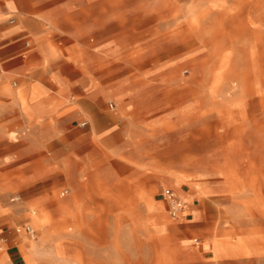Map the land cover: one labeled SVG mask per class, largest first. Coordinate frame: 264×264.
I'll return each instance as SVG.
<instances>
[{
	"label": "rangeland",
	"instance_id": "1",
	"mask_svg": "<svg viewBox=\"0 0 264 264\" xmlns=\"http://www.w3.org/2000/svg\"><path fill=\"white\" fill-rule=\"evenodd\" d=\"M68 2L66 14L87 43L57 49L59 86L46 83L88 88L91 77L92 88L107 94L101 110L120 116L127 102L116 95L129 91L122 115L141 137L126 142L113 132L108 140L149 157L155 170L144 179L157 186L152 201L127 189L126 167L109 173L117 166L105 142L93 138L109 121L85 102L95 119L61 123L53 142L28 144L33 182L21 191L45 196L16 230H36L26 235L42 243V264H264V0ZM29 76L15 74L9 86L20 89ZM41 153L58 160L31 158ZM51 163L56 171L40 173ZM174 167L187 174L170 171L177 184L164 173ZM97 172L100 183L92 179ZM80 184L94 188L85 192ZM166 188L184 206L176 219L161 195ZM185 202L195 203L188 218L181 217ZM221 233L226 241L217 239Z\"/></svg>",
	"mask_w": 264,
	"mask_h": 264
},
{
	"label": "crops",
	"instance_id": "2",
	"mask_svg": "<svg viewBox=\"0 0 264 264\" xmlns=\"http://www.w3.org/2000/svg\"><path fill=\"white\" fill-rule=\"evenodd\" d=\"M68 3V0H0V264H42V243L30 239V234L25 229L30 224L24 226L25 234L19 228L16 230L18 225L29 219L28 207L41 204L45 196L44 193L23 195L21 191L33 182L26 175L28 144L47 145L53 142L60 135L61 123H72L84 116L95 119L96 114L88 111L83 103L89 102L98 110L106 103L107 94L92 88L91 77H86L88 88L80 82L71 90L48 87L46 83L53 82L58 85L60 82L59 72L52 68L59 58L57 49L83 47L87 43L84 31H80V26L72 22L66 14ZM100 44L106 46L107 40ZM70 56L76 58L75 54ZM26 72H30V76L24 79L20 89L9 86L10 79L15 74ZM130 96L129 91H121L116 95L127 102L123 106L122 114L129 111L127 97ZM102 112L109 123L101 128H94L93 138L94 143L105 142L108 148L105 155L117 166L109 173L117 176L118 168L126 167L127 181H122L127 189L131 192L129 187L133 186L137 191L143 190L145 196H151L152 200L157 179L151 182L144 179V173L155 170L149 157L136 158L123 145H113L108 140L115 132L118 138L135 142L142 133L133 132L131 120L125 119L122 114L120 116L111 115L104 110ZM83 122L80 123L81 126ZM31 158L40 164L58 160L54 153H41L37 158L35 155ZM44 165H41L40 173L58 169L57 163ZM75 166L69 165L72 174H75ZM172 170L187 175L181 168H168L164 173L169 175L170 183L177 184V179L170 174ZM13 176L17 177L15 181ZM93 178L97 179L96 182H101L100 173H95ZM84 184H80V189L85 192L93 190L94 187L88 188ZM167 189L171 188H166L161 193L164 199ZM20 194L24 196L23 199ZM135 199L145 201L148 207V201L144 198ZM194 205V202L191 205L185 202V211L181 217L188 218L190 214L193 215L192 212H186L193 211ZM166 210L169 211V208ZM33 221L36 222L35 219ZM227 236L226 233H221L216 237L220 241H226Z\"/></svg>",
	"mask_w": 264,
	"mask_h": 264
},
{
	"label": "built area",
	"instance_id": "3",
	"mask_svg": "<svg viewBox=\"0 0 264 264\" xmlns=\"http://www.w3.org/2000/svg\"><path fill=\"white\" fill-rule=\"evenodd\" d=\"M86 124L87 122L85 121L82 123V126H85ZM66 192L67 191H64L63 193L65 194ZM165 198L169 204V212H170L171 217L174 219L178 218L181 212L183 211V207H184L183 203L179 200L176 193L171 189H167L165 191ZM25 229L30 234L31 237L35 236V232L30 225H26ZM195 241L196 243H199L198 240H195Z\"/></svg>",
	"mask_w": 264,
	"mask_h": 264
}]
</instances>
